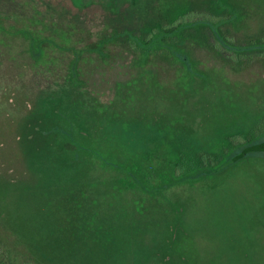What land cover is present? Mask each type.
<instances>
[{"label": "rangeland", "instance_id": "obj_1", "mask_svg": "<svg viewBox=\"0 0 264 264\" xmlns=\"http://www.w3.org/2000/svg\"><path fill=\"white\" fill-rule=\"evenodd\" d=\"M48 1L29 0L35 9L28 14L44 12ZM52 1L55 23L88 41L90 32H138L152 0ZM155 1L174 10L193 0ZM224 1L239 9L224 30L235 35L227 45L237 52L261 37L264 48V0ZM24 51L18 43L0 44V212L11 222L18 210L24 220L41 219L31 195L75 188L61 204L63 219L74 229L86 220L94 236L75 235L83 246L69 241L58 264H87L85 254L89 264H264V152L161 191L167 198L156 193L157 177L149 194L110 164L122 159L139 175L156 176L173 170L181 153L186 173L195 172L201 153L218 154L226 136L264 121V59L253 55L250 68L237 73L190 39L179 49L187 67L178 70L112 47L104 58L81 61L82 84L75 87L66 54H51L41 67ZM127 127L158 148L151 158L128 148L121 138ZM58 128L85 147L80 155Z\"/></svg>", "mask_w": 264, "mask_h": 264}, {"label": "trees", "instance_id": "obj_2", "mask_svg": "<svg viewBox=\"0 0 264 264\" xmlns=\"http://www.w3.org/2000/svg\"><path fill=\"white\" fill-rule=\"evenodd\" d=\"M46 5L47 10L44 12L37 10V15H30L28 7L30 6L33 10L35 7L29 3V0H0V44L13 42L22 45L28 56L41 63V67L46 65L49 59L53 60L51 54L57 51L66 54L70 60L68 73L71 75L75 87L82 84L78 79L81 61L93 54L104 58L112 47L127 49L130 54L144 62L159 60L178 70L187 67L186 59L180 55L179 49L190 39L202 44L219 62L237 73L250 68L251 64L255 62L253 55L261 60L264 59L261 37L257 38L259 43L250 44L243 50L237 51L245 53L243 57L230 53H237L235 49L227 45L231 36L235 35L226 36L225 31L234 25L239 9L224 0H193L182 9L174 10L165 3L152 0L147 6L138 32L131 30L90 32L88 41L76 39L73 34L61 29L52 17L53 13L57 11L54 8V2L49 0ZM42 13H44L43 17ZM212 37L217 42L213 41ZM219 43L228 46L230 54L224 52L218 46ZM257 45L260 47H256ZM260 59L258 61H261ZM58 131L71 140L73 145L71 149L76 155H80V149H85V147L74 141L73 133L68 130H59V128ZM138 134L139 131L136 128L127 127L122 131L121 138L128 143L129 149L135 152L140 150L151 158V153L154 152V149L157 151L158 148L152 146L151 141L144 142ZM52 136L53 134L50 133L48 138L51 139ZM263 138L264 121L257 122L243 135L230 134L222 141L221 151L218 154L201 153L197 160L200 165L196 166L193 173H186L182 167L181 153L178 159L180 161L173 170L156 176H149L147 173L139 175L140 171L137 173L136 166L131 167L122 159H111L110 164L123 174L137 180L141 189L147 193H149L148 187L151 189L154 181L158 179L161 189H157L156 193L167 198L166 194L161 191L185 183L186 180L203 177L202 173L228 165V167L235 166L239 161L238 156H243L245 153L264 152V141H260ZM111 141L118 143V140ZM110 145L116 148L114 142H111ZM239 150L241 153L236 155ZM190 164L191 167H194L192 163ZM153 177H157V179L153 180ZM144 183L147 184V187L143 185ZM76 191L75 188L58 189L54 192L45 189L41 190V193L31 195L29 199L36 210L41 212V219L24 220L22 218L24 212L18 210L16 220L12 216L11 222L6 214L0 212L2 227V231H0V264H58L57 253L59 254L61 249L69 244V241L78 242V240L75 241V235L83 236L85 231H88L94 236L91 229H86L88 225L86 220L84 221L86 223L80 224L77 229H74L73 224L69 225V222L63 219L64 210L61 209V204H68L77 193ZM83 216L87 217L84 213ZM35 217L38 216L35 214ZM100 242V240H95L94 244ZM107 243L108 250H110L111 241ZM107 243L102 242V244ZM82 246L83 244L78 242L76 249ZM94 254L92 255L94 256ZM82 258L83 260L86 258L88 261L86 263L89 264L92 256L85 254Z\"/></svg>", "mask_w": 264, "mask_h": 264}]
</instances>
